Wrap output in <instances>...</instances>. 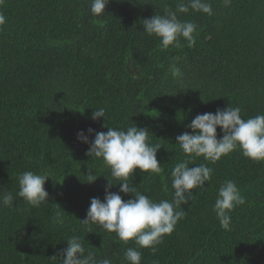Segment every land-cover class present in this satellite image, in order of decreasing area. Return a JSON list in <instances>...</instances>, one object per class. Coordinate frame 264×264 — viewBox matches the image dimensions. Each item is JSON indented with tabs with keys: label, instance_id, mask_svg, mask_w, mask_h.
Segmentation results:
<instances>
[{
	"label": "trees",
	"instance_id": "obj_1",
	"mask_svg": "<svg viewBox=\"0 0 264 264\" xmlns=\"http://www.w3.org/2000/svg\"><path fill=\"white\" fill-rule=\"evenodd\" d=\"M209 2L211 16L178 15L198 25L195 44L181 39L165 49L144 32L143 19L163 14L165 4L174 10L177 0H109L100 16L91 14V0H0V195L14 197L12 207L0 205V264H59L72 235L84 238L98 257L126 264L133 241L79 221L91 198L103 201L113 178L102 159L86 155L89 144L77 139L78 132L91 141L95 132L107 131L104 125L147 128L149 142L161 146L162 171L136 169L129 182L159 202L172 198L171 171L186 158L176 136L191 133L196 115L229 104L244 119L264 115V0H231L227 7L223 0ZM100 107L107 119L93 121ZM201 163L213 169L211 180L192 190L182 205L185 217L155 255L140 249L141 264H264V161L237 149L215 164L198 157L189 167ZM25 171L50 177L40 207L16 195ZM89 171L99 176L94 183H88ZM226 179L246 199L229 213L227 231L212 211Z\"/></svg>",
	"mask_w": 264,
	"mask_h": 264
},
{
	"label": "clouds",
	"instance_id": "obj_2",
	"mask_svg": "<svg viewBox=\"0 0 264 264\" xmlns=\"http://www.w3.org/2000/svg\"><path fill=\"white\" fill-rule=\"evenodd\" d=\"M109 0H91L90 12L94 16L105 14ZM227 7L231 0H223ZM203 13L211 16L212 5L209 0H177L173 10L164 5L163 14H155L150 19H143V30L149 35L160 38L161 45L167 49L169 46H180L181 39L189 45L195 44L194 33L198 25L190 20H180L179 14L190 12ZM5 23V16L0 13V25ZM106 116V109L100 107L93 111V121ZM107 127V131L95 132L91 141L84 131L77 133V139L89 144L86 155L90 158L102 159L110 169L113 180L107 179L103 201L91 198L86 218L79 220L82 224L98 225L101 229L115 233L119 240L127 243L133 241L135 247H127L123 260L126 264H141L142 252L140 249L148 248L152 254L157 252V245L162 243L165 235H170L178 221L183 219L186 212L182 205L188 204L190 197L194 196L193 189H203L206 182L211 180L213 169L201 163L189 167L192 160L203 157L205 161L215 164L222 156L239 149L245 158L256 162L264 161V115L244 119L241 109L229 104L224 109H217L215 113L206 112L198 114L192 119L188 127L191 133L184 132L176 136V144L185 154V159L175 164L170 174V187L173 191L171 200L161 199L159 202L142 194L138 188L129 182L132 173L139 169L141 173L159 174L161 164L157 160L160 145L149 142L152 136L147 128H140L132 123L125 129ZM217 128L222 136L217 138ZM89 134L94 130L89 128ZM99 176L89 171L88 183H94ZM50 177L33 171H25L18 175L19 191L16 195L32 207H40L47 203L48 192L45 183ZM119 184V192L110 189ZM120 193L132 195L124 200ZM14 197L11 192L0 195V205L13 206ZM246 203L237 183L226 179L219 187L212 211L224 230H230L231 216L229 213L238 205ZM58 206V205H57ZM59 207V206H58ZM60 208V207H59ZM67 247L63 249L59 264H113L107 254L98 257L97 253L84 246V238L72 235L67 240ZM58 259L57 255L51 257ZM158 264V261H153Z\"/></svg>",
	"mask_w": 264,
	"mask_h": 264
}]
</instances>
